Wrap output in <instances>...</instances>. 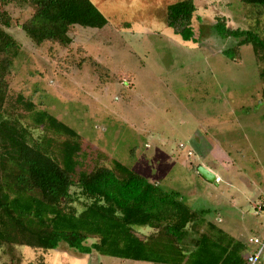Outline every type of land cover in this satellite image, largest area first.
<instances>
[{"label": "rangeland", "instance_id": "1", "mask_svg": "<svg viewBox=\"0 0 264 264\" xmlns=\"http://www.w3.org/2000/svg\"><path fill=\"white\" fill-rule=\"evenodd\" d=\"M92 1L108 24L73 26L64 47L36 45L22 29L33 9L0 0L12 19L6 30L21 46L7 77L8 104L22 93L76 129L87 167L117 160L192 209L209 210L208 219L244 243L248 259L259 247L250 239L264 238V212L256 209L264 201V63L250 43L239 59L228 57L223 51L237 39L221 37L215 23L224 17L264 39V15L240 0H194L195 40L186 41L166 23L167 6L179 0ZM0 264L161 263L81 254L62 242L50 250L0 244Z\"/></svg>", "mask_w": 264, "mask_h": 264}, {"label": "trees", "instance_id": "2", "mask_svg": "<svg viewBox=\"0 0 264 264\" xmlns=\"http://www.w3.org/2000/svg\"><path fill=\"white\" fill-rule=\"evenodd\" d=\"M30 6L22 24L36 45L72 43L73 26L102 29L108 24L92 0H6ZM264 15V0H240ZM194 0L167 6L166 23L186 41L195 40ZM0 11V244L56 249L66 243L81 254L97 252L121 260L161 264H249L244 243L194 210L175 191H166L133 167L111 159V167L83 163L84 138L47 109H36L19 93L9 104L8 75L20 43ZM216 32L237 43L223 52L240 58L250 43L264 63V39L251 29L231 28L218 17ZM264 76V72L262 73ZM264 101V91L262 95ZM76 188V191H72ZM83 198V199H81ZM81 204V210L76 206ZM148 227L149 234L136 228Z\"/></svg>", "mask_w": 264, "mask_h": 264}, {"label": "built area", "instance_id": "3", "mask_svg": "<svg viewBox=\"0 0 264 264\" xmlns=\"http://www.w3.org/2000/svg\"><path fill=\"white\" fill-rule=\"evenodd\" d=\"M256 209L258 212H264V201L258 204ZM250 241L259 245L256 253L250 255L248 258L249 264H256L264 252V238L261 239L260 237L255 236L251 238Z\"/></svg>", "mask_w": 264, "mask_h": 264}, {"label": "water", "instance_id": "4", "mask_svg": "<svg viewBox=\"0 0 264 264\" xmlns=\"http://www.w3.org/2000/svg\"><path fill=\"white\" fill-rule=\"evenodd\" d=\"M199 171L205 178H207L209 180H215L216 179V175L212 171L208 170L205 167H200Z\"/></svg>", "mask_w": 264, "mask_h": 264}, {"label": "crops", "instance_id": "5", "mask_svg": "<svg viewBox=\"0 0 264 264\" xmlns=\"http://www.w3.org/2000/svg\"><path fill=\"white\" fill-rule=\"evenodd\" d=\"M132 261V260H131ZM136 262H139V261H136Z\"/></svg>", "mask_w": 264, "mask_h": 264}]
</instances>
